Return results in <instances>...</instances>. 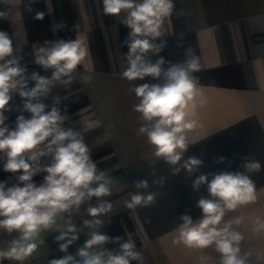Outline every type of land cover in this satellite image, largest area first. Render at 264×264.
<instances>
[{
    "label": "crops",
    "instance_id": "obj_1",
    "mask_svg": "<svg viewBox=\"0 0 264 264\" xmlns=\"http://www.w3.org/2000/svg\"><path fill=\"white\" fill-rule=\"evenodd\" d=\"M28 3L0 0V11L9 13V19H0V31L7 32L14 46L22 48L17 54L23 55L22 66L28 76L33 72L46 77L52 74L51 69L45 71L34 63V44L79 36L89 47V57L74 71L71 83H57L44 102L51 106L53 97H61V114L68 117L64 127L82 133L92 160L111 178V194L100 199L111 202L112 208L101 217L105 225L100 231L111 238L120 237L121 242H135L142 258L130 264H214L220 257L214 245L196 249L173 243L182 223L179 217L186 214L193 221L202 217L197 201L209 194L207 185L192 188L196 177L243 171L241 165L248 157L262 165L260 172L249 174L256 185L257 201L230 211L225 219H239L234 227L244 234L241 250L249 253L248 264H264V231L254 232L256 219L264 221V0H173V15L163 25L167 33L156 41H163L165 47L150 59L155 62L163 57L165 70L185 62L189 48L199 56L200 70L194 73L199 78L196 107L189 112L197 127L189 135L184 159L195 156L203 165L192 176L183 170L172 175L171 167L152 155L147 137L135 133L143 121L133 111L138 102L133 86L163 81L145 77L129 82L122 77L130 32L121 24L124 14L105 15L102 0H35L30 4L31 12L27 11ZM37 12L45 13L42 21L34 18ZM60 24L64 26L53 31ZM84 76L91 79L85 81ZM33 86L29 80V87ZM22 104V98L14 94L8 106L12 110L5 112V123L11 128L19 115L30 116L21 112ZM49 159L41 158L40 162L46 164ZM3 164L4 158H0V182L9 187L18 183L22 173L6 172ZM45 175H35L33 182L39 185ZM161 177L165 178L163 186L152 183ZM138 179H147L149 189H136L133 181ZM137 191L156 192V202L129 209L127 202ZM90 203L95 206L97 201L93 198ZM88 206L86 203L78 212L65 213L57 223L82 228L85 219H92L86 212ZM87 233L88 229L78 232L79 239L63 252L60 244L65 241L56 240L60 233L42 229L33 237L37 248L31 256L21 261L2 259L0 264H49L66 255L79 260L76 253ZM18 235L0 230V252L7 251L14 241L23 243ZM104 247L116 251L119 246L110 242Z\"/></svg>",
    "mask_w": 264,
    "mask_h": 264
},
{
    "label": "clouds",
    "instance_id": "obj_2",
    "mask_svg": "<svg viewBox=\"0 0 264 264\" xmlns=\"http://www.w3.org/2000/svg\"><path fill=\"white\" fill-rule=\"evenodd\" d=\"M34 2L29 0L27 11H32L30 4ZM102 7L107 16L123 13L121 24L130 29L129 51L124 56L127 67L122 77L129 82L145 77L163 81L133 86L138 101L133 111L139 113L143 121L135 130L136 135L147 137L153 148L152 155L168 164L172 175L183 170L192 176L203 165L195 156L184 159L190 145L189 135L197 127V121L189 118V112L196 107L199 78L194 73L200 70L199 56L189 48L185 62L173 64L167 70L163 67V57L155 62L150 59L165 47L163 41H156L167 33L163 25L173 15V0H102ZM177 15H182V10ZM44 16V12H37L34 18L42 21ZM0 19H9L7 10L0 11ZM63 26L57 25L53 31ZM18 52L22 53V48L14 46L7 32L0 31V158H4V171L22 173L17 177L18 183L10 187L0 182V230L17 232L23 242L14 241L7 251L0 252V260L21 261L31 256L37 248L33 237L42 229L60 233L56 240L65 241L60 244L63 252L79 239L78 232L88 229V238L76 253L79 260L66 255L49 264H130L141 260L133 240L121 242L120 237L111 238L100 231L105 225L101 217L112 208L111 202L100 199L111 194V178L92 160L91 149L82 133L64 127L68 117L61 114V97H53L51 106L44 102L57 83H71L74 71L89 57L86 39L77 36L67 41L60 39L33 45L34 63L45 71L51 69L50 77L37 72L28 76L27 68L22 66L23 55ZM83 79L89 81L91 77ZM29 80L34 82L31 88ZM14 94L23 100L21 112L30 116L19 115L15 127L11 128L5 123L8 119L5 112L12 110L8 106ZM41 158L50 159L41 164ZM223 159L220 158L221 162ZM241 167L243 171L201 174L192 181L194 190L207 185L209 195L197 201L202 210L200 219L193 221L186 214L179 217L182 223L174 244L196 249L214 245L220 254L214 264H248L249 253L241 250L244 234L234 227L240 221L225 217L239 206L257 201L256 185L249 174L260 172L262 165L245 157ZM42 172L47 175L38 185L32 178ZM151 175L156 174L153 171ZM164 179H154L152 183L163 186ZM133 184L136 189H149L147 179L135 180ZM93 198L97 201L95 206L90 203ZM156 198V192L137 191L131 194L127 207H150ZM86 203L89 205L86 212L92 219H85L82 228L77 229L74 223H57L65 213L78 212ZM255 223L254 232L264 231V221L257 218ZM110 242L118 244V250L104 247Z\"/></svg>",
    "mask_w": 264,
    "mask_h": 264
}]
</instances>
